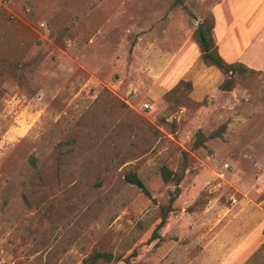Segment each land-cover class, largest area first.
<instances>
[{"label":"rangeland","instance_id":"1","mask_svg":"<svg viewBox=\"0 0 264 264\" xmlns=\"http://www.w3.org/2000/svg\"><path fill=\"white\" fill-rule=\"evenodd\" d=\"M209 17L255 71L231 91L201 60ZM92 251L264 264V0H0V264Z\"/></svg>","mask_w":264,"mask_h":264},{"label":"trees","instance_id":"2","mask_svg":"<svg viewBox=\"0 0 264 264\" xmlns=\"http://www.w3.org/2000/svg\"><path fill=\"white\" fill-rule=\"evenodd\" d=\"M212 29H213V19L211 17L207 18L206 21L201 22L197 25L196 28V42L198 48L201 51V60L207 65L214 67L219 73L222 75V80L218 84L217 88L220 91H231L237 80L245 77L246 75L254 74L255 71L246 68L240 62H232L226 63L222 60V58L218 55L216 46L212 39ZM174 89H177L176 87ZM199 131H197L198 133ZM202 140H197L196 147L202 145ZM30 164L34 167V160L30 158ZM182 173H175L168 170L165 167H161L159 169V176L162 182L171 184L175 187L177 191L179 182L182 179ZM124 181L129 185L136 187L140 192L148 197V192L145 189L141 180L132 172H128L124 176ZM175 195H171L169 198V204L174 200ZM169 207V205H168ZM164 219V217H162ZM163 220L159 223L161 225ZM120 261V258L114 257L111 253L108 252H99L92 251L87 257L81 260V264H112L113 262ZM123 261V260H122ZM127 263V261H123Z\"/></svg>","mask_w":264,"mask_h":264},{"label":"crops","instance_id":"3","mask_svg":"<svg viewBox=\"0 0 264 264\" xmlns=\"http://www.w3.org/2000/svg\"><path fill=\"white\" fill-rule=\"evenodd\" d=\"M213 30V29H212ZM220 56V55H219ZM223 60V59H222ZM224 61V60H223ZM225 62V61H224ZM226 63H228V62H226Z\"/></svg>","mask_w":264,"mask_h":264}]
</instances>
